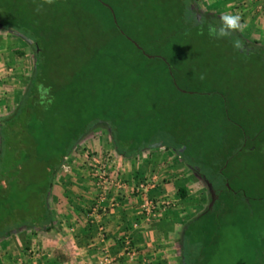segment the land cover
<instances>
[{
  "label": "trees",
  "instance_id": "1",
  "mask_svg": "<svg viewBox=\"0 0 264 264\" xmlns=\"http://www.w3.org/2000/svg\"><path fill=\"white\" fill-rule=\"evenodd\" d=\"M144 2L151 15L139 20L144 28L140 30L137 24L136 39L128 33L133 26L128 18L131 11L122 0H54L52 4L46 0H0V31L32 51L26 84L14 107L0 116V239L23 228L38 230L47 225L51 220L47 198L64 157L88 134L105 128L117 155L134 157L158 147L171 150L205 187L211 204L182 226L178 264L209 260L221 220L231 216L235 195L241 194L224 178L214 181L242 141L241 132L206 148L190 134L192 123L186 124L184 117L171 115L167 108L157 110L153 104L156 106L159 96L156 87L181 98L189 96L173 85L178 67L173 56L175 39L210 37L208 25L218 27L221 16L193 13V0ZM232 36L250 50L264 48L247 41L240 31ZM142 52L153 57L146 58ZM38 85L50 89L44 98ZM135 90L141 91L138 96L146 99L145 104L138 102L127 109L126 96ZM196 97L190 95V99ZM131 110L132 116L128 114ZM40 178L44 179L42 186L37 184ZM25 182L37 184L34 193L24 194L28 192ZM256 235L258 245L263 246L264 234Z\"/></svg>",
  "mask_w": 264,
  "mask_h": 264
},
{
  "label": "crops",
  "instance_id": "2",
  "mask_svg": "<svg viewBox=\"0 0 264 264\" xmlns=\"http://www.w3.org/2000/svg\"><path fill=\"white\" fill-rule=\"evenodd\" d=\"M207 5L219 15H240L246 25L241 34L264 46V0H211ZM17 41L0 31V116L14 107L31 70ZM98 132L84 137L55 173L47 225L0 239V264H178L180 230L203 203L198 179L171 150L158 147L123 157ZM87 151L94 158L107 152V176L112 182L120 179V186L110 182L102 189L93 182ZM150 176L155 182L147 194L157 208L146 217L134 186ZM97 205L103 211H94Z\"/></svg>",
  "mask_w": 264,
  "mask_h": 264
},
{
  "label": "rangeland",
  "instance_id": "3",
  "mask_svg": "<svg viewBox=\"0 0 264 264\" xmlns=\"http://www.w3.org/2000/svg\"><path fill=\"white\" fill-rule=\"evenodd\" d=\"M208 1L211 0H193L192 12H213V7L207 5ZM122 3L131 11L128 18L133 26L128 33L136 38L138 28H144L139 20L151 13L147 12L144 0H122ZM237 40L234 36L216 39L192 35L175 39L173 56L177 58L178 67L173 85L189 96L181 98L169 89L156 87V92L160 89L159 96L156 106L152 103L157 110L167 108L172 110L171 115L180 119L184 117L186 124L192 123L194 128L190 134L194 139H200L206 148L231 139L235 131V136L241 132L239 140L242 141L238 140L239 146L225 160L223 174L214 178L215 183L226 179L229 187L241 194L235 195L229 212L231 216L221 220L217 242L211 246L209 260L204 264H264V245L259 246L260 239H256L257 232L264 234V48L250 50L242 44V48L236 49L233 45ZM17 42L27 54L28 65H32L31 49L23 42ZM91 76L96 78V72ZM139 92L131 91V96H126L127 109L138 102L145 104L146 99L138 96ZM192 94L198 98L190 99ZM133 112L131 110L128 114L132 116ZM98 131L103 134L104 141L110 143L105 128ZM99 157L107 162V152ZM43 183V178L37 180L38 186ZM30 184L25 182L26 195L34 193L37 188V184ZM199 184L202 188V210L208 205V200L205 187ZM32 198L31 195L30 201ZM247 209L249 213L245 212Z\"/></svg>",
  "mask_w": 264,
  "mask_h": 264
},
{
  "label": "built area",
  "instance_id": "4",
  "mask_svg": "<svg viewBox=\"0 0 264 264\" xmlns=\"http://www.w3.org/2000/svg\"><path fill=\"white\" fill-rule=\"evenodd\" d=\"M85 157H88L87 161L89 166L91 167V178L93 182L98 185V187L104 189L108 184L110 185V182L114 185H121V180L118 179L115 182L109 181L108 173L105 169V163L103 162V158H94L90 156V153H85ZM106 162V161H105ZM65 166V165H64ZM62 165V167H64ZM66 167V166H65ZM64 167V168H65ZM155 182V176H150L148 179H144L143 181H139L134 186V192L140 199V213L146 217H153L156 212L157 208V202L152 200L148 194L147 191L154 185ZM164 204V202H163ZM94 211L102 210L100 206H94Z\"/></svg>",
  "mask_w": 264,
  "mask_h": 264
},
{
  "label": "clouds",
  "instance_id": "5",
  "mask_svg": "<svg viewBox=\"0 0 264 264\" xmlns=\"http://www.w3.org/2000/svg\"><path fill=\"white\" fill-rule=\"evenodd\" d=\"M54 0H46V3L52 4ZM40 8H37L39 11ZM246 25L241 22V16L238 14H229L225 13L220 17V24L219 26L208 25V35L212 38L222 39L225 37H231L233 33L237 31H243ZM201 34H203V29H201ZM234 48L240 49L242 48V43L237 40L233 45ZM201 79L204 77L201 76ZM50 92L49 88H45L43 85H38V93L40 94L41 98L47 96Z\"/></svg>",
  "mask_w": 264,
  "mask_h": 264
},
{
  "label": "water",
  "instance_id": "6",
  "mask_svg": "<svg viewBox=\"0 0 264 264\" xmlns=\"http://www.w3.org/2000/svg\"><path fill=\"white\" fill-rule=\"evenodd\" d=\"M103 5H105V6H107L106 4H104V3H102ZM110 11H111V9H109ZM114 20V19H113ZM121 33V32H120ZM122 34V33H121ZM127 40H129L133 45H134V47H136L137 49H140V47L134 42V41H132L129 37H125ZM143 53V52H142ZM144 55H145V57L146 58H152L153 56L152 55H149V54H145V53H143ZM173 84H175L174 82H173ZM211 204V201L209 202V204H208V206Z\"/></svg>",
  "mask_w": 264,
  "mask_h": 264
}]
</instances>
